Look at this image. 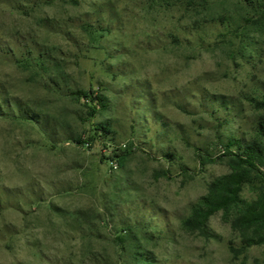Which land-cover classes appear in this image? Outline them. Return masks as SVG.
Wrapping results in <instances>:
<instances>
[{"label": "rangeland", "instance_id": "obj_1", "mask_svg": "<svg viewBox=\"0 0 264 264\" xmlns=\"http://www.w3.org/2000/svg\"><path fill=\"white\" fill-rule=\"evenodd\" d=\"M249 1L0 0V264H264ZM231 176L232 206L194 218Z\"/></svg>", "mask_w": 264, "mask_h": 264}, {"label": "trees", "instance_id": "obj_2", "mask_svg": "<svg viewBox=\"0 0 264 264\" xmlns=\"http://www.w3.org/2000/svg\"><path fill=\"white\" fill-rule=\"evenodd\" d=\"M249 2L255 8L264 9V0H250ZM259 128L260 132L264 135V126L259 125ZM235 142L236 144L240 143L239 141ZM239 149H242L240 145ZM241 151L244 153V157L258 154L264 155V148L256 142L244 145ZM238 156L240 162L245 164V161L241 159V155ZM242 183L243 178L235 176L215 183L209 193L200 200L199 205L194 211V218L205 223L215 213L230 208L241 192ZM244 219L251 224L264 221V196L247 209Z\"/></svg>", "mask_w": 264, "mask_h": 264}]
</instances>
